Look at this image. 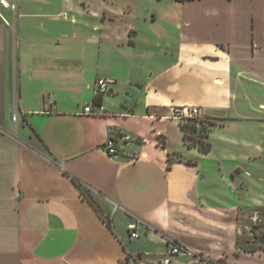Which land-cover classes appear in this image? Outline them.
<instances>
[{"label":"crops","instance_id":"1","mask_svg":"<svg viewBox=\"0 0 264 264\" xmlns=\"http://www.w3.org/2000/svg\"><path fill=\"white\" fill-rule=\"evenodd\" d=\"M110 1L0 7V264H159L171 242L199 255L172 264H264L238 247L264 212V0ZM152 1L165 19H141L145 37L132 19ZM184 104L210 123L207 152L166 117Z\"/></svg>","mask_w":264,"mask_h":264},{"label":"rangeland","instance_id":"2","mask_svg":"<svg viewBox=\"0 0 264 264\" xmlns=\"http://www.w3.org/2000/svg\"><path fill=\"white\" fill-rule=\"evenodd\" d=\"M111 3H113L115 6V10H120V11H124V9L126 8V0H111ZM161 2H156V1H152L150 3H145V5H143V7L136 9V14L134 19H132V22L138 27V29H140L141 34L145 37H150L152 36V31L149 25L147 24H141L140 21L141 19H156V17H158L157 19H165L163 17H160V12L161 9L163 7H161ZM157 14V16H156ZM130 23V21H128L127 19H116L115 22L111 23V27L112 30L116 32V36H118L119 38H121L123 36V33L125 31V28L128 26V24ZM149 43V42H148ZM142 46L141 49L145 48L146 51H148L150 49V51H152L153 53H155L157 51L156 48H154V45H146V43L141 44ZM154 48V49H153ZM156 54V53H155ZM141 60V59H140ZM145 61L148 62L149 64H157L159 63V58L158 55L155 56L151 55L149 56H145ZM187 125H189L188 127V137H187V141L186 143H190L191 146H200V144L202 143L203 146L207 145V135H208V128L210 126V123L208 122V124L205 123H199L195 122V121H189L186 123ZM82 193L83 195L88 198L92 204L99 210L100 207L98 205V202H96L95 199V195L88 192V190H86L85 188H82ZM101 210V209H100ZM261 214V215H260ZM260 217L264 220V212L260 213ZM255 215V214H254ZM253 216H251V218L249 219V221L247 220L245 222V224L247 225V227H245V231L246 233L242 234L241 238H240V246L245 248H254V247H264V238L261 239V236L264 235V226H262L261 228H259V225H262L260 222H254L253 220ZM106 219L109 220V217L105 216ZM255 233H257V237H255ZM201 260H204L201 258ZM200 262V261H199ZM209 264H213L215 262H211V261H207ZM261 261L260 259L256 256L255 258H253L252 262L248 261L247 264H260Z\"/></svg>","mask_w":264,"mask_h":264},{"label":"built area","instance_id":"3","mask_svg":"<svg viewBox=\"0 0 264 264\" xmlns=\"http://www.w3.org/2000/svg\"><path fill=\"white\" fill-rule=\"evenodd\" d=\"M0 7L8 9L10 11L15 10V4L13 3V0H0ZM1 15V14H0ZM66 17L67 15L64 13L63 15ZM3 17V16H2ZM4 21L8 24L11 25L9 21H7L3 17ZM113 83V80L107 79V78H100L96 81L95 86H94V94L96 97H98L101 94L106 93L107 91L110 90L111 85ZM48 112L52 113L54 112L52 104L48 108ZM104 112V106L102 104H87L84 106L82 114H92V115H98ZM25 115V113H23ZM203 115L204 111L201 107L196 106V105H189V104H184V105H173L170 107V115L166 116L177 119L181 123L188 122L189 120H199V121H204L205 124H208V121L203 120ZM24 124H27V122H24ZM104 149L112 156L117 157L119 153L122 150V147L118 144L117 136H112L109 138L106 143L104 144ZM260 212H257L253 220L254 222H260L262 225H259V228L264 226V220L260 217ZM131 231V236L132 237H138V232L136 229ZM179 254H184L192 257H196L199 255H196L193 251L189 249H182L178 244L175 242H171L170 245L168 246L167 252L165 257L159 262V264H172V257L179 255ZM131 264H141L134 259L130 258ZM213 264H222L221 262H215Z\"/></svg>","mask_w":264,"mask_h":264},{"label":"trees","instance_id":"4","mask_svg":"<svg viewBox=\"0 0 264 264\" xmlns=\"http://www.w3.org/2000/svg\"><path fill=\"white\" fill-rule=\"evenodd\" d=\"M178 1H185V0H178ZM189 121H195V122H198L199 120H189ZM188 121V122H189ZM204 123V121H199V123ZM187 122H185V123H181V128H182V130H183V132H184V139H185V141H187V137H188V127H189V125H187L186 124ZM188 146H191L190 145V143H188L187 144ZM203 152H207L208 150H209V143L207 142V145L206 146H203V144L201 143L200 144V146H198ZM74 180H75V182L81 187V183L80 182H78L77 181V179H75L74 178ZM82 188V187H81ZM255 235V237H257V233H255L254 234ZM264 238V235H262L261 236V239H263ZM240 240H238V247L240 248V249H242V250H244V251H256V250H264V247H261V246H258V247H254V248H247V247H245V248H243V247H241L240 246Z\"/></svg>","mask_w":264,"mask_h":264}]
</instances>
